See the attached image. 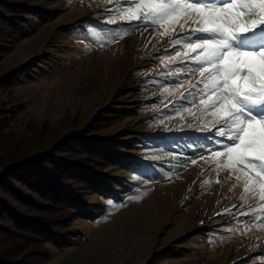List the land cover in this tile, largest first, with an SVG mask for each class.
Listing matches in <instances>:
<instances>
[{"label": "rangeland", "instance_id": "1", "mask_svg": "<svg viewBox=\"0 0 264 264\" xmlns=\"http://www.w3.org/2000/svg\"><path fill=\"white\" fill-rule=\"evenodd\" d=\"M18 1L25 5H16L12 14L26 17L19 21L25 26L0 21V35L5 36L0 39V75H8L2 81L4 87L0 86V102L4 103L0 108L4 126L0 127L14 133L0 138V170L10 165L4 158L11 153L31 145V153L51 158L63 142L64 156L54 160L80 158L82 165L97 173H111L106 159L94 152L86 154L71 140L81 132L87 135L85 139H99L107 145L134 130L165 133L172 141L181 136L195 140L192 150L147 154L166 163L163 177L133 180L132 184L123 180L127 186L114 199L87 195L84 191L91 185L85 175L70 173V168L63 178L55 171L56 163L48 162L52 173L70 179L74 191L90 203H100V210L94 219L77 218L66 206L65 214L57 215L58 202L52 200L58 199L56 194L27 209L36 224L23 230L27 236L16 245L32 252L28 261L264 264V228L253 219L264 216L259 192L241 199L244 181L236 179L240 173H233L226 159L217 167L212 153L222 152L231 141L218 135L220 125L212 113L193 119L184 111L196 113L202 107L197 90L203 85L197 83L200 74L191 71L196 67L191 58L163 59L184 51L170 44L173 34L160 35L163 29L158 25L121 20L115 10L127 7L130 0H12ZM49 12L53 13L49 19L41 18ZM113 16L115 22H109ZM123 32L127 34L122 38H111ZM181 93L186 99H181ZM142 149L132 151L137 154ZM0 199L13 202L5 192ZM56 224L65 225L73 240L62 246L50 244L46 233ZM36 226L44 228V236L34 230ZM229 249L235 252L228 258ZM237 252L241 254L234 256Z\"/></svg>", "mask_w": 264, "mask_h": 264}, {"label": "snow or ice", "instance_id": "2", "mask_svg": "<svg viewBox=\"0 0 264 264\" xmlns=\"http://www.w3.org/2000/svg\"><path fill=\"white\" fill-rule=\"evenodd\" d=\"M115 12L129 23L158 25L163 29L160 35L171 32L175 38L170 44L180 45L184 51L163 59L194 60L196 67L191 71L201 76L197 83L203 88L197 94L202 107L196 113L184 111L193 119L212 113L220 125L218 135L231 141L222 152L212 153L217 167L226 159V166L240 173L236 179L243 178L241 199L259 192V207L264 211V0H130L127 7ZM115 18L109 22L114 23ZM181 99H186L184 93ZM253 219L264 228V216Z\"/></svg>", "mask_w": 264, "mask_h": 264}, {"label": "trees", "instance_id": "3", "mask_svg": "<svg viewBox=\"0 0 264 264\" xmlns=\"http://www.w3.org/2000/svg\"><path fill=\"white\" fill-rule=\"evenodd\" d=\"M1 1L0 9L2 10L4 8V11H0V21L8 25L19 24L20 27L25 26L24 24H20L19 21L26 17L12 14L17 10L16 5L24 6L25 3L3 0L2 4ZM30 11H33V9H30ZM43 14L45 15L41 17L42 19H49L53 15L52 12ZM4 38L5 36L0 35V39ZM8 41L6 40V42ZM3 75L4 78L1 79ZM4 79H8L6 73L0 75V86L2 87H4V83L2 82ZM3 105L4 103L0 102V108ZM1 124L0 118V126H4ZM134 131L133 133H127L123 137H120L118 143L117 139L112 140L114 142L113 145L104 144L99 139H85L87 135L82 134V132L71 139L76 140L75 144L86 154L94 152V155L97 157L102 156L106 159L107 166L112 168L111 173H97L88 166L82 165L79 160L80 158H75L74 160H64V158L61 161L54 160V157L59 159V157L64 156L61 155L65 145L63 142L56 147V152L51 154V158L50 156L47 157L45 153L43 155L31 153V145L19 152L11 153L4 158V161H9L10 165L5 170H0L2 172L0 174V194L5 192L8 195H12L13 202L2 201L0 199V264H31L28 258L30 255L33 256L32 252L16 244L26 234L23 233V230H30L36 224L32 213H27V209L30 210L31 207L41 204L40 202L42 200H47L46 196L57 195L58 199H52L54 202H58L56 203V206L59 208L57 215L65 214L63 209L66 206V210H71L77 218L85 217V219H94L96 211L100 210V203L97 205L95 202H88L87 197L81 196L74 191L70 185L72 183L70 179H68L69 182L67 179H63L66 176L64 172H67L68 175L70 168L72 169L70 173L73 170L74 172L78 171L81 175H85L89 179L88 184L91 187L89 190L84 191L87 195L95 193L98 196H106L114 199L121 192H124L121 190L124 186H127V183H134L133 180L137 182V180L144 181L151 177L156 179L163 177L166 163L163 160L154 161L147 157V154L150 156V153L154 155L165 150H175L178 152H183L184 149L192 150V144L195 142L194 139H191L192 141L190 142L188 137L181 136L178 140L172 141L173 139L171 140L170 135L165 133ZM12 134L14 133L11 130L3 132V129L0 127V138ZM141 147L143 149L139 150L137 154L132 151L133 149L138 150ZM50 161L56 163L55 171L57 173L59 170L63 178H58V174H54L49 170L47 163ZM132 177L136 179H132ZM123 180H127L126 185ZM7 219H9L10 223H5ZM40 227L36 226L34 230H41L42 236H44V228L42 227L41 229ZM66 230L65 225L56 224L54 227L50 226L46 236H50L53 240L50 238L48 240L49 243L62 246V243L67 240H73L72 237L74 235L68 234ZM42 260L45 261V258H42Z\"/></svg>", "mask_w": 264, "mask_h": 264}, {"label": "bare ground", "instance_id": "4", "mask_svg": "<svg viewBox=\"0 0 264 264\" xmlns=\"http://www.w3.org/2000/svg\"><path fill=\"white\" fill-rule=\"evenodd\" d=\"M229 248H230V247H229ZM233 252H235V251L229 249V251H228V258L230 257V254H232ZM240 254H241V252H237V253L234 254V256H238V255H240ZM228 258H227V259H228Z\"/></svg>", "mask_w": 264, "mask_h": 264}]
</instances>
